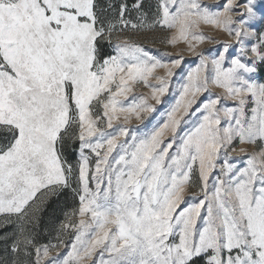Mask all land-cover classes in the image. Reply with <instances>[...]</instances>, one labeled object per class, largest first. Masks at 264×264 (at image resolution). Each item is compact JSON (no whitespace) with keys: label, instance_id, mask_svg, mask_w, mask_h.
<instances>
[{"label":"snow or ice","instance_id":"6c2138e0","mask_svg":"<svg viewBox=\"0 0 264 264\" xmlns=\"http://www.w3.org/2000/svg\"><path fill=\"white\" fill-rule=\"evenodd\" d=\"M201 25L237 55L197 53ZM260 25L264 0H0V264H264ZM157 30L200 57L175 89L184 57L123 35Z\"/></svg>","mask_w":264,"mask_h":264},{"label":"rangeland","instance_id":"374dc122","mask_svg":"<svg viewBox=\"0 0 264 264\" xmlns=\"http://www.w3.org/2000/svg\"><path fill=\"white\" fill-rule=\"evenodd\" d=\"M205 3L211 4L216 2V0H204ZM243 7V0H241V8ZM239 10L235 13V15H239ZM201 31L203 33L210 37L211 39H206L203 42L199 43L196 46L195 51L197 53L203 52L204 56L207 57L209 60L212 58H215L218 56L220 51H223L224 43L231 42V47L229 49L228 59L230 60L232 56L237 55L238 50L240 48L239 44H236L233 41L232 36H229L227 32L219 29L214 28L211 25H201ZM258 32H264V25H260L257 28ZM123 35H130L133 40L141 43L144 45L146 49H148L153 55H156L158 57H162L163 53H169L171 54V58H176L177 55H182L184 57V60L180 67L174 70L175 76L172 79L171 87L175 89L180 83L183 82L184 78L187 76L188 71H190L192 68L196 67L200 62V57L197 55H194L192 51H189L187 46L183 42H178L176 45H167L165 43H162L161 40L164 38L166 33L164 31L157 30L155 32H148V31H139V32H130L125 33ZM123 38V36H122ZM245 43L248 47H251V44L256 43V40L254 38H251V43H249V38H245ZM164 59H168L164 57ZM227 66V65H226ZM162 72V70H158ZM254 79H257L259 82H264V72H260L257 76L253 77ZM155 82V81H153ZM150 90L145 88L143 85H137L136 86V92L137 93H148ZM220 89L215 88L214 86L211 87V92L217 93ZM168 95V93H166ZM150 103L155 104L154 100H150ZM228 107L233 106L232 102H228ZM159 107V105H157ZM139 125V122L132 118L129 122L130 127H136ZM223 126H227V121H223ZM236 148L239 147H247L249 151L252 150L251 145H240L239 142H236L234 145ZM235 156L236 153H233ZM73 159H75L73 157ZM233 164H240V161L238 160H231L230 161ZM220 163H223V160L220 161ZM218 171V169H217ZM57 200H60L64 203V207L60 208L55 206V202ZM75 199L72 191L66 190L62 195L59 196V198H53L52 201L49 202V204L45 207L42 206L40 212L38 213L39 222L40 225H44L46 228V231L42 232V239L40 240L41 243H47L49 241L55 242V237L57 235V231L60 229L61 225L63 223L67 222L68 215L71 214L72 210L76 207H78V201H75ZM48 210H60L56 211L54 213H51V211L48 212ZM45 211V212H44ZM8 231H11V229H8ZM2 247V245H0Z\"/></svg>","mask_w":264,"mask_h":264},{"label":"trees","instance_id":"16d2710c","mask_svg":"<svg viewBox=\"0 0 264 264\" xmlns=\"http://www.w3.org/2000/svg\"><path fill=\"white\" fill-rule=\"evenodd\" d=\"M75 199H76V198H75ZM75 201H77V200H75ZM55 206H56V207H59V209H60V208H63V207H64V203H63L62 201H60V200H57V201L55 202ZM49 211H51V210H48V212H49ZM56 211H60V210H52L51 213H54V212H56ZM44 212H45V211H44ZM38 231H39L41 237H44V236H42V232H43V231H44V232L46 231L45 226H44L43 224L40 225ZM41 239H42V238H41Z\"/></svg>","mask_w":264,"mask_h":264}]
</instances>
